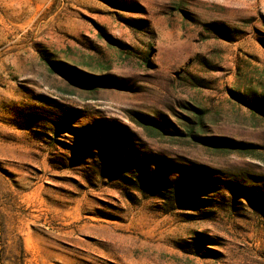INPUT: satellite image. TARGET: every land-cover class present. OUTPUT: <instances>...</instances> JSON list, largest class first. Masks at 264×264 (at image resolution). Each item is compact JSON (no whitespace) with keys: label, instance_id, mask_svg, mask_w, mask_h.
Listing matches in <instances>:
<instances>
[{"label":"rangeland","instance_id":"obj_1","mask_svg":"<svg viewBox=\"0 0 264 264\" xmlns=\"http://www.w3.org/2000/svg\"><path fill=\"white\" fill-rule=\"evenodd\" d=\"M0 238L264 264V0H0Z\"/></svg>","mask_w":264,"mask_h":264},{"label":"trees","instance_id":"obj_2","mask_svg":"<svg viewBox=\"0 0 264 264\" xmlns=\"http://www.w3.org/2000/svg\"><path fill=\"white\" fill-rule=\"evenodd\" d=\"M0 242H2L3 244H4V242H3V239H1L0 238ZM23 244H22V242L20 243V246H18V252H19V254H20V256L23 258V259H25V257H26V253H25V251H24V249H23Z\"/></svg>","mask_w":264,"mask_h":264}]
</instances>
